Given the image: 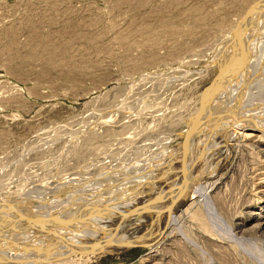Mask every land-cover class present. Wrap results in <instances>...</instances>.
<instances>
[{"label":"rangeland","instance_id":"374dc122","mask_svg":"<svg viewBox=\"0 0 264 264\" xmlns=\"http://www.w3.org/2000/svg\"><path fill=\"white\" fill-rule=\"evenodd\" d=\"M261 3L0 0V233L13 237L0 236V264H264ZM230 108L263 127L236 129L219 167L206 164L207 195L168 197L142 239L90 254L10 248L90 222L115 229L177 188Z\"/></svg>","mask_w":264,"mask_h":264},{"label":"bare ground","instance_id":"6f19581e","mask_svg":"<svg viewBox=\"0 0 264 264\" xmlns=\"http://www.w3.org/2000/svg\"><path fill=\"white\" fill-rule=\"evenodd\" d=\"M262 3L260 4V6L262 5ZM254 42H256V41H254ZM256 43H258V42H256ZM255 50H257V49H254V51ZM252 105H255V103L252 104ZM259 105H260V101H259ZM232 109H235V108L233 107ZM232 109H231V111L228 110V112H224V113L221 114L220 120L218 119L219 122H217L215 124L216 128H214L215 126L213 127L215 130L213 132L210 131V133L212 134V138L209 137L210 139H207L209 142L208 141H205V144H204L203 148L201 149V151L198 149L199 151L195 152L196 154L194 155V160H193V162H191L189 164V168L187 169L184 177H182L181 182L179 183V185L177 186V188L173 189V191H170L167 194H165V192L162 190L164 192V195L162 194L161 197L159 199H157V200L151 198L152 200H156V201L153 202V205L155 207L154 209H153V206L145 207L144 209L142 208V206L144 204H146V206L148 205V203L145 202V201L148 200L147 199V200L144 201V203H141V204H138V205L135 204V205L132 206V208L129 207V210L130 211L127 212V213L125 211V214H123V219H122L123 221L121 220V223H119V225L116 226L115 230L113 228H111L112 226L110 227V225L108 226V227H110V229H108V227L106 225V228L108 230L105 229V230L97 231V230H95L93 228L90 229L89 227L87 229H85V226L87 224H89L87 226L92 227V225H90V223H92V222H90V223H86L85 222L86 225L83 226L84 229H80V230L78 229V231L69 230V228L68 229H66V228L65 229L60 228V229L53 230V231H51L49 233H46V234H39L40 233L39 232L36 235H34V234H32V235L29 234L27 236L25 235V237H23V238L20 237L22 239H19L16 242L15 241L12 242L11 245H13V246L10 245V248L11 247H16V248H13V249L18 250L19 252H24V251L33 252L32 249H34L36 247L39 248L40 250L41 249H43V250L45 249V250L52 251V252L53 251L54 252H60V251L61 252H63V251L66 252V251H69V250H73V251H78V250H81V251H89V250H92V249L93 250H95V249L96 250H109V249H112V248H118V247H121V246H125V245L131 244V243H133L135 241L137 242L139 239H142L145 236V234H147L149 231L146 230L147 232L141 233V235H140V234H137L136 233V230H138L139 227H144L143 225H145V226L147 225L148 230L149 229H152V226L158 220H160V218H162L161 215L158 212L162 213L163 211H165V209L170 204L173 203V200L172 199H171L172 201L171 200L167 201L168 197H171V196L177 194V196H174V197H175V199L181 200L180 201V204H182V203L186 202L187 200H189V197H191L192 194H195L194 192L201 191L200 192L201 193L200 196L199 195H197V196H199V197L202 198L207 193V192H205L206 190H203V188L205 187V185H206V183L208 181V180L206 181V179H207V173L206 172L204 173V174H206V176H204V174H203V171H205L204 169H206V167L208 166V165L206 166V164L208 162H211L212 160H213V162L215 160H217L216 161V164L219 167V164L221 163V161L223 159H225L226 158V155H228L230 153V150H231V145H230L231 143L230 142H231V138L234 136L233 135L234 131L236 129H243L244 124L247 122V120L250 121L251 118L252 119L254 118V121H256V120H259L260 121V118H258L259 116L255 115L254 112H253L254 114H250L251 113L250 111H249L248 114H243L241 112L242 110L241 111H234ZM250 110H251V108H250ZM224 111H226V109ZM256 112H258V110H256ZM259 121H256L259 124L258 125L259 128L260 127H263V124L261 122H259ZM213 128H212V130H213ZM257 132H259V130L254 128V129H251V131L249 133H247V135H246L247 136L246 138H248L250 140L249 142L252 143V145H254V146H256V145L259 144L258 139L260 138V136H259V133L257 134ZM237 134H239V132ZM202 144H203V142H202ZM256 147H257L256 149L258 150L259 155L261 154V156L263 157V163H264V147H261V148H260V146H256ZM217 166L214 167V168H217ZM259 174L262 176L261 177L262 181H264V167L261 168V173H259ZM189 182H191V183L189 184ZM187 184H189V185H187ZM192 184H193V187H192L193 188V192L190 193L191 195H189L188 193H187L188 194L187 195L185 193V191L182 192L180 195H178L179 192L183 191V188L185 186H190L191 187ZM168 186H170V185H168ZM190 187H188V188H190ZM168 189H169V187H168ZM195 189H197V191ZM202 190L204 192H202ZM158 196H160V195H158ZM193 198H195V197H193ZM175 204L177 205L178 203H175ZM149 205H152V204H149ZM162 214L164 215V213H162ZM214 217L216 218L215 215H214ZM101 219H102V217H101ZM101 219H100V221H99V219H97V220L101 223ZM32 220H33V218H32ZM105 220H107V219L105 218ZM105 220H103V221H105ZM116 220L117 219H115V221ZM28 221H29V219H28ZM25 222H27V221H25ZM32 222L34 223V221H32ZM113 222H114V220H113ZM117 222H119V220ZM114 223L116 224V222H114ZM5 224L7 225V223H5ZM5 224H4L3 227H6ZM14 224H17V223H14ZM14 224L12 223V225H14ZM37 224H39V223H37ZM102 224H104V222H102ZM113 226L115 227V225H113ZM133 226H134V228H133ZM9 228H11V227H9ZM46 228H48V227H46ZM1 229H2V227H1ZM7 230H9V229H7ZM11 230H12V228H11ZM46 231H50V230L47 229ZM4 233H0V236L1 237H5V238H7V237H10L11 238L12 237V235L9 234L8 232H6V234H4ZM30 233H32V232H30ZM9 235H11V236H9ZM13 236H15V235H13ZM16 236H21V235L17 234ZM1 237H0V240L2 239ZM5 241H7V239ZM102 242H106V243L103 244ZM8 244H9V242H8ZM5 245L6 244H4V246ZM7 247H8V245H7ZM30 250H32V251H30ZM12 252H14V251H12ZM18 254L21 255L20 253H18ZM24 254L25 253H23V255Z\"/></svg>","mask_w":264,"mask_h":264},{"label":"water","instance_id":"95a60500","mask_svg":"<svg viewBox=\"0 0 264 264\" xmlns=\"http://www.w3.org/2000/svg\"><path fill=\"white\" fill-rule=\"evenodd\" d=\"M261 6H262V12H264V5L262 4ZM261 6H260V7H261ZM253 7H254V6H253ZM253 7H252L250 10H248V11H251V12L254 11L256 7H255V8H253ZM258 7H259V6H258ZM257 9H258V8H257ZM198 109H199V107H198ZM191 131H192V130H191ZM181 142H182V141H181ZM184 175H185V172H184V174H183L182 176H184ZM154 201H156V200H154ZM154 201H151L150 203H153ZM150 203H148V204H150ZM145 205H146V204L143 205L144 208L146 207ZM144 208H143V209H144ZM114 230H115V229H114ZM116 231H117V230H116ZM102 243L104 244V243H106V242H102ZM84 252H85V254H90V253H93L94 250L92 249V250L84 251Z\"/></svg>","mask_w":264,"mask_h":264}]
</instances>
